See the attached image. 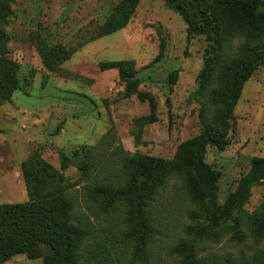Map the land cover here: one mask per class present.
<instances>
[{"label": "rangeland", "instance_id": "obj_1", "mask_svg": "<svg viewBox=\"0 0 264 264\" xmlns=\"http://www.w3.org/2000/svg\"><path fill=\"white\" fill-rule=\"evenodd\" d=\"M118 1L8 0L5 57L18 64L23 89L15 90L0 106V205L28 201L22 167L32 155L60 170L61 154L71 156L75 149L95 146L103 136L112 135L121 152L111 156L110 168L119 173L132 155L170 160L180 143L198 135L199 104L191 94L210 42L202 35L189 38L182 18L162 0H140L124 29L94 38L95 29ZM259 8L264 11V0H259ZM161 39L166 48L155 61ZM38 41L63 44L73 54L57 71L49 72L36 50ZM241 41L235 38L232 47ZM119 60L134 62L139 89L155 98V122L144 121L150 115L147 101L137 95L124 97L116 70L99 69L101 62ZM171 74H176L174 81ZM233 117L235 130L228 135L227 147L220 151L209 146L205 155L218 175L219 205L236 190L251 160L264 158V65L244 85ZM61 173L77 189L84 184L75 165ZM263 200L264 183L252 186L243 207L234 212L237 229L219 224L218 235L195 234L188 228H195L197 220L188 213L198 215L199 208L186 197L183 179H170L155 203L163 220L148 245L145 263L134 260L132 244L118 243L126 231L123 206L94 222L103 239L116 241L114 264H182L183 257L174 248L192 239L196 258L249 259L264 255V236H253L246 223ZM83 204L79 200L77 212L85 211ZM46 254L44 250L34 260L17 255L4 264H59L48 262Z\"/></svg>", "mask_w": 264, "mask_h": 264}, {"label": "trees", "instance_id": "obj_2", "mask_svg": "<svg viewBox=\"0 0 264 264\" xmlns=\"http://www.w3.org/2000/svg\"><path fill=\"white\" fill-rule=\"evenodd\" d=\"M139 1L119 0L95 29L94 38L124 29ZM162 1L182 18L189 38L202 35L210 42V51L196 78L197 87L191 94L199 104L198 135L180 143L170 160L132 155L123 162L119 173L110 168L111 156L121 152L112 135L103 136L95 146L75 149L71 156L61 154L60 170L32 155L22 167L28 201L0 205V264L17 255L34 260L44 250L48 262L114 264L116 241L103 239L94 220L118 206L124 208L126 225L118 243L132 244L134 260L145 263L148 245L163 220L159 204L155 203L170 179L182 178L186 197L199 208L198 215L188 213L197 220L195 228H188L190 232L218 235L222 224L237 229L234 212L243 207L252 186L264 183V158L251 160V167L239 179L236 190L219 205L218 175L205 162V155L209 146L220 151L227 147L228 135L235 130L233 110L243 87L264 65V11L259 8V0ZM10 11L8 0H0V106L15 90L23 89L18 64L5 57L9 38L4 27ZM235 38L242 41L232 47ZM165 48L161 39L155 61L162 57ZM36 50L49 72L57 71L73 54V49L63 44L42 41L36 43ZM99 69L116 70L124 84V97L137 95L147 101L150 115L144 121L155 122V98L139 89L132 60L101 62ZM171 75L174 81L176 74ZM108 147L112 148L109 153ZM74 165L84 181L78 189L61 173ZM79 200L85 208L81 213L76 211ZM246 221L253 236H264V200ZM113 237L116 238L115 233ZM195 242L196 239L184 240L175 246L174 252L183 257L182 264H264V255L238 260L229 256L222 260L196 258Z\"/></svg>", "mask_w": 264, "mask_h": 264}]
</instances>
